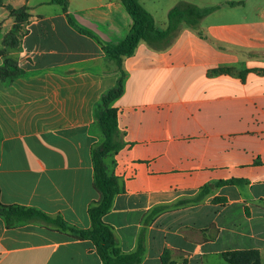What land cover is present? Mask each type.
<instances>
[{
	"label": "crops",
	"instance_id": "obj_1",
	"mask_svg": "<svg viewBox=\"0 0 264 264\" xmlns=\"http://www.w3.org/2000/svg\"><path fill=\"white\" fill-rule=\"evenodd\" d=\"M182 2L216 9L123 61V146L106 159L123 190L105 222L123 253L143 244L140 264H229L228 252L264 264V0H140L162 31ZM68 3L0 0V67L10 10L30 15L14 54L26 74L0 79V199L89 230L96 109L122 76L104 46L126 39L133 20L123 0ZM0 264L102 260L90 240L0 217Z\"/></svg>",
	"mask_w": 264,
	"mask_h": 264
},
{
	"label": "trees",
	"instance_id": "obj_2",
	"mask_svg": "<svg viewBox=\"0 0 264 264\" xmlns=\"http://www.w3.org/2000/svg\"><path fill=\"white\" fill-rule=\"evenodd\" d=\"M59 4L65 12L68 11V0H52ZM130 14L133 25L126 39L116 45H106L104 50L116 61L122 76L117 86L108 91L101 98L96 109V127L102 134V142L93 148L92 157L95 169L94 188L99 194V199L91 203L89 215L92 227L81 230L67 224L61 216L52 217L38 209L18 205H5L0 199V217L3 218L7 228L15 229L31 223H38L43 228L58 231L80 241L90 240L96 247V252L102 264H140L144 256V246L141 243L136 252L125 254L121 251L114 228L105 222V216L110 212L115 197L123 190L118 177L109 172L106 163L107 157L119 151L123 142L116 141L120 136L118 132V110L115 103L125 92L126 74L123 71V61L132 56L142 42H147L154 47L166 46L174 33L182 26L187 25L198 29L200 21L211 14L216 7L199 8L192 4L182 2L173 8L169 14V28L162 31L155 26L153 17L143 8L140 0H123ZM10 14L15 19V24L5 39L1 55L5 58V66L0 67V79L8 81L25 75L19 67L17 58L8 50H20L19 34L24 31L29 21V8L11 9ZM85 34L90 33L83 31ZM21 36V37H22ZM18 49V50H16ZM1 192V189H0ZM229 264H260L257 253L228 252L224 254Z\"/></svg>",
	"mask_w": 264,
	"mask_h": 264
},
{
	"label": "rangeland",
	"instance_id": "obj_3",
	"mask_svg": "<svg viewBox=\"0 0 264 264\" xmlns=\"http://www.w3.org/2000/svg\"><path fill=\"white\" fill-rule=\"evenodd\" d=\"M10 32H11V31H10ZM10 32H9V33H10ZM9 33H8L7 35H3V37H2L3 39H2V41H1L2 44L4 43V41H6L5 39L8 37ZM23 34H24V31H22V32L19 34V36H18V37H19L18 39H19L20 42H21V39H22V37H23V36H22ZM21 36H22V37H21ZM20 48H21V43H20ZM2 50H5V48H4L3 46H2ZM16 50H18V49H16ZM8 51H9L11 54H15V53H16V52H14L15 50H11V49L8 50ZM96 129H97V131H98V134L101 136V142H102V134H101V131H100V129H98L97 127H96ZM120 140H121V137L118 136V138H116V141L119 142ZM101 142H100V143H101ZM100 143H99V144H100Z\"/></svg>",
	"mask_w": 264,
	"mask_h": 264
}]
</instances>
